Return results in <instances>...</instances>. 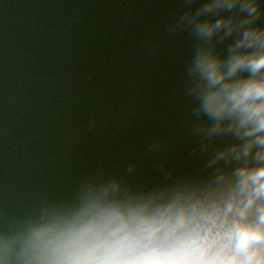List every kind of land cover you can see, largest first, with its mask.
I'll return each instance as SVG.
<instances>
[{"label":"water","instance_id":"95a60500","mask_svg":"<svg viewBox=\"0 0 264 264\" xmlns=\"http://www.w3.org/2000/svg\"><path fill=\"white\" fill-rule=\"evenodd\" d=\"M179 0H0V230L93 172H198ZM264 23V20L261 21ZM155 45V52L149 49ZM153 139L168 144L148 153Z\"/></svg>","mask_w":264,"mask_h":264},{"label":"clouds","instance_id":"9594fccd","mask_svg":"<svg viewBox=\"0 0 264 264\" xmlns=\"http://www.w3.org/2000/svg\"><path fill=\"white\" fill-rule=\"evenodd\" d=\"M179 4L168 31L194 40L182 92L198 172L161 163L158 182L137 184L130 161L90 173L0 230V264H264V0Z\"/></svg>","mask_w":264,"mask_h":264}]
</instances>
